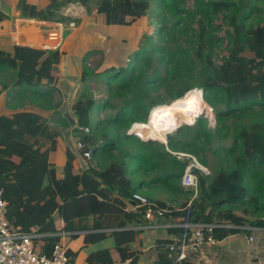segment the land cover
Returning a JSON list of instances; mask_svg holds the SVG:
<instances>
[{
	"label": "trees",
	"instance_id": "trees-1",
	"mask_svg": "<svg viewBox=\"0 0 264 264\" xmlns=\"http://www.w3.org/2000/svg\"><path fill=\"white\" fill-rule=\"evenodd\" d=\"M78 1L18 0L16 8L21 19L71 22L72 18L60 12ZM151 4L163 45L153 44L151 51L137 55L134 65L120 67L106 78L121 105L116 109L109 102L96 106L93 96L84 92L72 106L76 131L91 130L94 108L115 109L97 122L94 136L82 137L91 150L90 159L99 160L96 168L78 172L75 156L66 147L63 174L57 175L55 166L48 163L60 137L56 128L30 110L0 115V191L6 202L5 218L13 231L45 235L33 240L37 254L49 255L59 240L53 221L57 212L64 223L62 232L106 231L86 236V244L114 238L113 248L88 256L91 262L136 264L139 251L132 244H139L138 233L131 228L138 225L143 212H123L124 204L114 202L113 193L130 198L137 191L158 189L179 196L177 206L164 200L154 203L169 210L168 217L176 213L180 222L191 192L180 186L182 162L173 152L201 156L199 162L205 165L206 153L224 151L221 160L225 166L209 177L198 176L192 222L225 226L215 231L218 240L245 228L264 229V0H191L190 7L188 0H95L94 6L104 25L131 27L147 15ZM3 18L0 12V23ZM223 46L226 59L216 63ZM151 55H156L164 76L158 68L147 74ZM61 56L58 50L0 43V76L14 71L16 99L53 109L57 79L52 71ZM88 57L85 54L81 62L84 86L98 75L88 67ZM107 71L99 73L106 77ZM160 87L174 101L170 107H156L150 113L146 99L152 106L161 103L159 97L151 98ZM196 87L201 92L193 90ZM167 112L184 117L181 124H192L166 135V149L150 139L165 142ZM140 117L144 121L135 123L136 127L150 139L143 132L132 131ZM214 117L215 126L210 128ZM219 139H229V146L213 148ZM166 244L161 243L163 248ZM69 253L66 256L73 262Z\"/></svg>",
	"mask_w": 264,
	"mask_h": 264
},
{
	"label": "crops",
	"instance_id": "crops-1",
	"mask_svg": "<svg viewBox=\"0 0 264 264\" xmlns=\"http://www.w3.org/2000/svg\"><path fill=\"white\" fill-rule=\"evenodd\" d=\"M17 2L18 0H0V12L4 15V18L0 23V42H12L14 45H25L32 48H42L44 44H53V39L55 38H51L50 36L59 37V31L61 30L59 23L21 19L19 18V12L16 8ZM65 9H63L62 14L64 16L66 15V17H72L75 13H78L76 10H73L72 14H65ZM83 18L84 17L81 18L82 22L76 25L75 28H72L67 36H65L63 30V41L58 48L62 53L61 60L52 71V74L57 79L56 96L53 97L55 108L44 110L30 104L21 108V110L33 111L42 118L47 119L59 132L60 137L57 139V149L55 152H51L48 157V163L55 166L57 175L63 174L66 147L75 156L73 164L78 172L85 171L89 167L96 168V162L99 161L98 159L84 160L81 157V154L75 149L76 142L80 140L78 135L82 134L79 131L76 132L77 119L72 112V106L81 97L82 91L85 89L84 84L80 81L82 58L85 54L89 53V63L87 65L90 69H93L91 68V62L95 61L99 54H101L106 42L111 39V36L108 33L96 31L94 28L91 30L85 28L86 23ZM99 18H101L100 23L102 25V17ZM34 23L38 24V26L34 25ZM29 38H35L36 40L34 41L40 44H33V42H31L32 39L31 41H28ZM102 63L104 64V59ZM103 64H98L97 67H101ZM109 67H112V65ZM99 70L103 69L99 68ZM1 85L2 84L0 83V90L2 89ZM4 85L6 87L2 89L0 93V115H8L20 110L10 109L12 103L16 100V94L13 92V83L8 85L5 83ZM67 110L68 118L76 122L75 127L72 129H70L71 126L69 120L65 116ZM92 111H94V109ZM97 111L101 110L97 109ZM96 121L98 122L99 120ZM97 122L95 124H97ZM95 128H92L91 122V129L94 131ZM64 129H70L68 139L72 142L74 151L70 149L65 141ZM89 131L91 132V130ZM85 135L88 134L85 133ZM136 180H138V177H136ZM137 193L141 194L142 192L137 191ZM113 198L114 202L121 201L124 204L122 208L123 212L136 213L141 210L136 207V204L131 200V197L123 198L119 194L113 193ZM189 198L190 195L188 200ZM148 199L153 202L158 200L168 201L172 206H177L181 202V197L178 196V198H175V196L171 195H150L148 196ZM170 199L172 202H170ZM53 221L57 231H59L56 233L59 237L58 242L62 244L65 251L70 252L69 254L73 259V262L71 263L96 264L89 260L88 256L90 254L114 247L113 237H107L100 241L93 243L89 242L86 244V236H97L100 233L106 232L104 230L88 229L75 232H62L60 229L63 227L64 223L57 212L53 215ZM166 222H179L176 213L171 214L170 217L167 215L163 220L154 219L147 221L142 216L138 225L131 228L138 233L139 244H132V247L139 251V257L136 264H264L263 228H245L244 230L229 235L224 239L218 240V243L214 246H205L204 252L207 256V260H201L198 262L195 256H189L187 260L174 262V256L169 254L165 247H162L161 243L169 244L174 242L178 238V232L173 228H162L161 226ZM86 223H91V220L89 219ZM250 238L252 239L250 240Z\"/></svg>",
	"mask_w": 264,
	"mask_h": 264
},
{
	"label": "rangeland",
	"instance_id": "rangeland-1",
	"mask_svg": "<svg viewBox=\"0 0 264 264\" xmlns=\"http://www.w3.org/2000/svg\"><path fill=\"white\" fill-rule=\"evenodd\" d=\"M79 4V7L82 8H76L75 10L78 13H75L72 17L73 21L75 22V26L80 24L82 22V17L83 20L85 21L86 25L85 28H88L89 30H91L92 28H94L96 31H102L105 33H108L111 36V39L109 41L106 42L104 49L102 50L101 54H99V56L95 59V61H92V66L91 68H95L94 70L96 72H98V75L92 76L90 78V83L87 86H84L85 89H83L82 94L85 92L87 94H91L93 96V98L96 101V106L99 105H103L104 103H111L113 106H115V109L117 106L121 105L120 104V100H118V98L114 97V95L111 93L110 88L107 86V81L106 78L109 79V77L116 71L118 70V68L120 67H124L125 69L131 67L132 65H134L135 62V58L137 57L138 54L142 53L143 51H151L152 45L155 43H158L160 45H163V36L161 33H157V30L160 27V24L158 23V20L155 16L154 13V7L151 4V9L150 11L147 13V15L141 20L139 21L136 25L131 26V27H122V26H106L102 23H100V19L96 14L95 11V0H79L77 2ZM188 7L191 6V0H188ZM63 11V10H62ZM60 12V14L63 16V12ZM81 16V18H80ZM101 17V16H100ZM72 22V21H71ZM59 24L63 25L64 28V34L65 36H67L69 34V31L72 30V28L70 27V23L69 22H61ZM34 25L38 26V24ZM102 26V27H101ZM97 27V28H95ZM102 29H101V28ZM193 27H195V24L193 25ZM223 33H220V35H222ZM219 35V36H220ZM32 39V41H31ZM29 38L28 41L33 42V44H40V43H36L35 38ZM40 42V41H39ZM3 43V42H0ZM54 43L52 44H44V47L42 48H37V49H43V50H58L59 49H53V48H46L47 46H53ZM25 46V45H24ZM169 48H172L169 46ZM219 51V50H218ZM97 53V52H95ZM156 53V52H155ZM98 54V53H97ZM90 55V54H89ZM104 59V64L102 63ZM226 59V51H225V46H223L221 48V50L217 53V56L215 58L216 63H220L221 61ZM87 64L89 63V59L87 58ZM150 67L148 68L147 74L150 75L153 71V68H158L161 71L162 76H164L163 73V69L162 67L158 64L157 59H156V55H151V59H150ZM98 64H103L101 67H97ZM112 67H109L111 66ZM97 67V68H96ZM109 67V68H107ZM100 69H108L106 77L104 75H100ZM15 78V72L14 71H8L6 74L0 76V83L1 84H12L13 80ZM119 83V82H118ZM115 85V84H114ZM12 87V86H11ZM158 92H152L151 93V98H155L156 96L159 97L162 102L159 103L157 106H152V104L150 103V100L146 99V104L151 106L150 111L156 107H170V105L173 103L174 100H170L168 95L164 92L163 87L158 88ZM193 90H198L201 92L200 88L196 87ZM11 92V91H10ZM54 96H56V92H54ZM53 96V97H54ZM28 104L26 99H21L18 100L16 99L15 102L12 103V106L10 107V109L15 110V109H21L22 107L26 106ZM206 108V106H205ZM204 108V109H205ZM115 109H101V111H97V109L94 108V111L91 112L90 118H91V122H92V128L96 127V120H103L106 116L111 115L115 112ZM202 109L199 113H197L194 118L192 119V123L195 120V117L202 113L203 110ZM168 120L165 125L168 127V130L166 132H164V139L165 142L162 143L165 145V147L167 146V140H166V135L168 134H172L175 132L176 129H178L179 127H184L187 125H191L190 124H181V121L184 117H178L177 114H174L173 112L168 113ZM213 116V113H210V117ZM144 121V117H140V120L135 123H141ZM148 122L144 123L147 124ZM132 124V125H133ZM131 125V126H132ZM142 125V124H141ZM130 126V127H131ZM215 126V117H214V123L213 125L209 126L210 128H214ZM129 127V129H130ZM128 129V130H129ZM95 130V129H94ZM126 130V133L127 131ZM93 130L91 129L90 131H79L81 132L82 135H78V138H80V140H82L83 136H94L95 132H92ZM78 132V131H76ZM88 134V135H85ZM144 136L148 139H150L147 134L145 132H143ZM135 138H137V136L133 135ZM152 137V136H151ZM154 142H160L159 140H155V139H150ZM218 144H221L223 147H228L230 144V140H220L216 142V144H214L212 147L216 148ZM222 147V148H223ZM167 149V147H166ZM195 157L197 158V160L199 161L201 159V156H197L195 155ZM221 157L224 158V151H221L218 155L213 153V151H210L208 153H206L205 155V161L206 164L204 165L206 168H208V170L211 172V174L213 175L217 168L219 166H225V162H223L221 160ZM225 161V160H224ZM142 195L146 196L148 198V196L150 195H159V196H165L167 195L165 192H163L162 190H158V189H154V190H150V191H145L141 193Z\"/></svg>",
	"mask_w": 264,
	"mask_h": 264
},
{
	"label": "built area",
	"instance_id": "built-area-1",
	"mask_svg": "<svg viewBox=\"0 0 264 264\" xmlns=\"http://www.w3.org/2000/svg\"><path fill=\"white\" fill-rule=\"evenodd\" d=\"M78 7V3L68 5L65 9V14H72V10ZM69 25L71 28H75L74 22H70ZM59 26L61 29L59 37L50 36L51 38H55L53 39L54 45L47 46L46 48L56 49L61 46L64 28L62 24H59ZM131 127L127 131V134H130ZM75 148L84 160H90L91 150L90 148L86 149V145L82 140L76 142ZM172 154L177 160L182 162L180 186L190 191L191 194L185 207L182 209L184 216L181 221L177 223L166 222L161 226L164 229L173 228L178 232V238L174 242L166 244L165 249L169 254L174 256V262L187 260L189 256H195L198 262L204 261L207 260L204 247L216 245L218 239L215 237V231L225 227L216 224L194 223L190 220L192 202L197 195L198 176L209 177L212 174L194 155L186 152H173ZM131 200L136 204L137 208L142 210L143 218L147 221L154 219L163 220L170 213L169 210L158 207L153 201L137 192L131 195ZM5 208L6 202L2 198L0 191V264H75L69 262L66 251L59 242L52 246L49 255L35 253L33 240L45 235L25 234L20 231L11 230L5 218Z\"/></svg>",
	"mask_w": 264,
	"mask_h": 264
},
{
	"label": "water",
	"instance_id": "water-1",
	"mask_svg": "<svg viewBox=\"0 0 264 264\" xmlns=\"http://www.w3.org/2000/svg\"><path fill=\"white\" fill-rule=\"evenodd\" d=\"M73 11V10H72ZM65 116H66V118H68V110L65 112ZM68 120H69V123H70V126H71V128L70 129H72V128H74L75 127V125H76V122L74 121V120H72V119H70V118H68ZM188 126H190V125H188ZM70 129H67V130H63L64 131V138H65V141L67 142V144H68V146L70 147V149L71 150H73L74 151V148H73V145H72V142H70L69 141V134H70ZM130 135V134H129ZM161 143H164V142H161ZM76 149V148H75Z\"/></svg>",
	"mask_w": 264,
	"mask_h": 264
},
{
	"label": "bare ground",
	"instance_id": "bare-ground-1",
	"mask_svg": "<svg viewBox=\"0 0 264 264\" xmlns=\"http://www.w3.org/2000/svg\"><path fill=\"white\" fill-rule=\"evenodd\" d=\"M152 110H153V109H152ZM152 110H151V111H152ZM151 111H150V113H151ZM150 113H149V115H148L147 122H148L149 119H150ZM180 124H181V123H180ZM180 124H179V125H180ZM136 125H137V124H135V125L132 127V131H140V132H144V131H142L141 129L137 128ZM145 133H146V132H145ZM150 137H151V135H150ZM151 138H152V137H151ZM152 139H153V138H152Z\"/></svg>",
	"mask_w": 264,
	"mask_h": 264
}]
</instances>
